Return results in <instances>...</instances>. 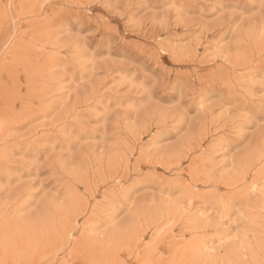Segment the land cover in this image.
I'll list each match as a JSON object with an SVG mask.
<instances>
[{"label":"rangeland","instance_id":"obj_1","mask_svg":"<svg viewBox=\"0 0 264 264\" xmlns=\"http://www.w3.org/2000/svg\"><path fill=\"white\" fill-rule=\"evenodd\" d=\"M0 264H264V0H0Z\"/></svg>","mask_w":264,"mask_h":264}]
</instances>
